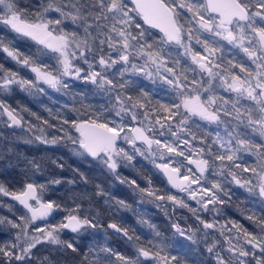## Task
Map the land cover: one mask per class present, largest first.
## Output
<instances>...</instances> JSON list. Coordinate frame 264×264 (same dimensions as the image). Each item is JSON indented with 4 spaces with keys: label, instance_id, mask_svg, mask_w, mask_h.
Returning a JSON list of instances; mask_svg holds the SVG:
<instances>
[{
    "label": "snow or ice",
    "instance_id": "obj_1",
    "mask_svg": "<svg viewBox=\"0 0 264 264\" xmlns=\"http://www.w3.org/2000/svg\"><path fill=\"white\" fill-rule=\"evenodd\" d=\"M0 264H264V0H0Z\"/></svg>",
    "mask_w": 264,
    "mask_h": 264
},
{
    "label": "trees",
    "instance_id": "obj_2",
    "mask_svg": "<svg viewBox=\"0 0 264 264\" xmlns=\"http://www.w3.org/2000/svg\"><path fill=\"white\" fill-rule=\"evenodd\" d=\"M35 145L36 146L38 145V148H39L38 151L34 150ZM34 146L33 145H29V146L28 145H21L20 150L29 156H33V155L39 156V155L44 154L45 146L39 145V144H34ZM57 149L59 150L60 148H57ZM47 152H48V154H51V148H48ZM56 154H59V153H56ZM61 154H63L65 156V159H66L65 175H72L71 167H75V166H79L81 168V170L87 171V169H88L87 165L82 164L81 162L76 161V160L68 157L65 154V152L61 153ZM144 163H146V162H144ZM147 169H151V165H147ZM155 171H156L155 169H151V172H155ZM12 174H13V176H15L16 172L13 171ZM149 174H151V173H149ZM126 175L135 176L134 173H128ZM137 179H139V178L137 177ZM153 179H154V184H157L159 186H163L161 184V181L163 180L162 177H160V178L154 177ZM140 182L143 183V181H140ZM115 191L117 192V194L121 195L122 197L127 198L129 200V202L133 204L134 208H137V209L143 211L146 218H149L153 222H156L157 224H160V225H166L167 224V220H166L163 212L161 210L156 209L154 205L147 204V203L144 205H137L135 203L134 198L132 197V195L130 194V192L126 186H117ZM237 191H242V190H237ZM241 199H243V198L241 197ZM236 203H239V201H235V198H234L233 207L228 209V214L233 218L240 219L239 213L236 211ZM122 216L125 218V220L127 221L128 224H130L133 227H136L138 231H147L146 228H144V229L140 228V226L136 223L137 218L135 216H133V214L131 212H123ZM242 222L245 224V226L251 227V225L249 224L248 221L242 220ZM113 243H114V246L120 247L121 249H123V247H124L122 242H120L119 240H114Z\"/></svg>",
    "mask_w": 264,
    "mask_h": 264
},
{
    "label": "flooded vegetation",
    "instance_id": "obj_3",
    "mask_svg": "<svg viewBox=\"0 0 264 264\" xmlns=\"http://www.w3.org/2000/svg\"><path fill=\"white\" fill-rule=\"evenodd\" d=\"M58 94L56 93H53V96H57ZM41 101L44 102V104L41 103ZM14 105H16L17 103H19L20 105L22 106H26L27 108H29L31 111H34V112H37L38 114H41L45 117H47V112L44 111V105H47L48 107H52L53 109H55L58 105H54L51 103V101H49L47 99V97H29L23 93H17L13 98H12V101H11ZM27 116V114H25ZM28 119H33V117H27ZM19 131V130H17ZM34 146V145H33ZM38 145L34 146V150L35 151H38ZM55 152V153H64L76 160V161H79L77 158H74L73 156H71V154L66 150V149H63V148H60L59 150L58 149H52L51 148V154ZM80 162V161H79ZM175 191V190H174ZM178 213H184L185 215H187L186 211L185 210H178ZM166 221V220H165ZM180 223H184V221H180Z\"/></svg>",
    "mask_w": 264,
    "mask_h": 264
},
{
    "label": "rangeland",
    "instance_id": "obj_4",
    "mask_svg": "<svg viewBox=\"0 0 264 264\" xmlns=\"http://www.w3.org/2000/svg\"><path fill=\"white\" fill-rule=\"evenodd\" d=\"M28 146H29V145H28ZM74 158H75V157H74ZM128 173H130V172H127V171H126V173H125V174H128Z\"/></svg>",
    "mask_w": 264,
    "mask_h": 264
}]
</instances>
